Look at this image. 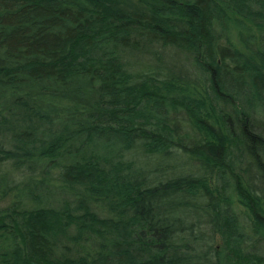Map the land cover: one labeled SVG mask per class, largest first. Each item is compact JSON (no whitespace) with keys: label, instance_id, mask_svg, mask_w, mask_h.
I'll return each instance as SVG.
<instances>
[{"label":"trees","instance_id":"trees-1","mask_svg":"<svg viewBox=\"0 0 264 264\" xmlns=\"http://www.w3.org/2000/svg\"><path fill=\"white\" fill-rule=\"evenodd\" d=\"M0 264H264V0H0Z\"/></svg>","mask_w":264,"mask_h":264},{"label":"rangeland","instance_id":"rangeland-1","mask_svg":"<svg viewBox=\"0 0 264 264\" xmlns=\"http://www.w3.org/2000/svg\"><path fill=\"white\" fill-rule=\"evenodd\" d=\"M161 163H164V162H161Z\"/></svg>","mask_w":264,"mask_h":264}]
</instances>
